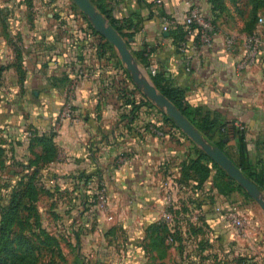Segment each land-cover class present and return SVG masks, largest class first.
Wrapping results in <instances>:
<instances>
[{
    "label": "crops",
    "instance_id": "0c3cea01",
    "mask_svg": "<svg viewBox=\"0 0 264 264\" xmlns=\"http://www.w3.org/2000/svg\"><path fill=\"white\" fill-rule=\"evenodd\" d=\"M101 1L119 20L123 32L132 34L129 47L140 56L145 70L155 67L161 85L184 89L187 104L201 107L203 115L218 118L213 138L227 142L224 150L234 162H239L241 129L252 163H264V53L254 64L238 70L246 51L249 18L239 2L226 0L225 10L216 13L217 31L211 46L189 39L182 53L177 49L178 40L162 32V12L181 20L189 2L213 17L209 0H162L161 5L157 0ZM84 16L71 0H0V29L7 34L0 39V61L10 65L4 73L5 88L10 91V101L16 99L20 107L16 113L20 121V160L36 156L29 149L28 129L39 135L53 133L57 160L40 169L42 180L66 187L74 196L73 205L79 203L77 196L98 195V181L103 179L108 188L109 213L114 216L109 224L118 223L125 230L133 227V237L129 238H145L149 251L162 244L158 237L163 233L149 226L161 221L168 210L165 187L173 176L177 181L173 198L178 234L186 235L189 228L184 222L190 221L197 230L194 235L189 233L196 246H202V238H208L227 250H240L253 229L246 226L240 234L217 211L218 207L232 206L235 193L219 191L217 183L221 179L216 180V168L211 164L204 180L196 170H188L190 161L198 157L193 143L167 123L165 114L156 107L144 105L130 115L134 106L128 100L137 87L127 76L116 49L106 44ZM229 35L238 37L233 51L225 46ZM80 70L85 75L79 74ZM76 77V87L70 91ZM141 95L138 91L133 94L137 100ZM68 99L73 105L71 116L64 113ZM156 123L172 128V135L155 136L149 127ZM34 150L42 153L40 145ZM122 157L127 158L126 163H120ZM81 176L89 178L88 184L84 179L79 182ZM85 213L73 219L72 232L79 222L91 227V215ZM97 215L104 219L99 210ZM99 217L96 221L100 225Z\"/></svg>",
    "mask_w": 264,
    "mask_h": 264
},
{
    "label": "rangeland",
    "instance_id": "374dc122",
    "mask_svg": "<svg viewBox=\"0 0 264 264\" xmlns=\"http://www.w3.org/2000/svg\"><path fill=\"white\" fill-rule=\"evenodd\" d=\"M234 1L235 4L239 2L243 6L245 14L251 19L253 15L251 0ZM73 4L75 5L74 2ZM75 6L80 9L77 5ZM259 12L264 17V8ZM244 16L242 14L243 18ZM3 37H7V34L0 29V39ZM1 50L3 49L0 46V55ZM0 67L2 68H0L1 226L14 193L22 188L23 176H31L33 169L24 166L27 161L20 160V121L17 120L16 114L20 112V107H18L19 103L16 99L10 101V91L5 88L7 77L4 76V73L10 65L0 61ZM9 105L12 107H9ZM31 132L33 130L28 129L29 138L32 136ZM190 141L196 149L197 145L191 139ZM198 157L203 156L199 154ZM209 164L212 165L210 162ZM219 168L221 167L219 166ZM219 168L215 169L216 180L222 178V176L224 178ZM43 177L44 174L40 170L36 177L37 186L40 189L39 201L36 205L37 213L26 210L23 208L26 205L23 204L21 207L23 224L13 226L10 234L11 239L17 244H20V240H27L30 246L34 247V256L29 259V262L34 261V264H264V211L241 186L242 189L234 192L235 198L232 206L240 211L246 220V226L252 228L254 232L248 239L246 238L247 240L240 247V250L236 249L235 251V247L227 250L216 241L213 242L214 239L208 238H202V246H196L195 238H191L189 233L194 235L197 230L190 225V221L184 222L186 228H189L184 236L178 234L177 216L171 222L173 223L172 226L162 215L161 221L157 223L166 228V240L162 242V237L165 236L164 233L161 238H158V243L162 244L157 246V249H153L154 251H149L148 247L146 248L144 245L145 238H140L139 241L134 240L135 242L129 238V236L133 237L130 231L133 227H128L125 230V228H119L118 223L109 224L114 221V216L102 206V203L99 208L96 204L86 210L82 203L84 198L77 196L75 200L77 202L78 198L81 200L79 199L78 204L72 205L71 202L74 196L70 195L66 187L48 182L47 179L42 180ZM28 178H25V180ZM26 202L28 203V201ZM72 209L73 211L77 210V212L71 213ZM98 210L103 213L104 219L97 215ZM84 212L87 216L91 215L92 221L89 219L92 222L91 227H85L79 222L76 224L77 230L72 232L71 222H73V219L83 217ZM98 217L102 220L100 225L96 221ZM41 226L47 232L49 231L48 233L52 236L49 235L50 237H48L47 233H43ZM182 241L184 242L183 245H181ZM133 243L141 246L142 249H136V245H133ZM175 246L179 249L176 250Z\"/></svg>",
    "mask_w": 264,
    "mask_h": 264
},
{
    "label": "trees",
    "instance_id": "16d2710c",
    "mask_svg": "<svg viewBox=\"0 0 264 264\" xmlns=\"http://www.w3.org/2000/svg\"><path fill=\"white\" fill-rule=\"evenodd\" d=\"M212 4L213 10V23L217 26L216 17L225 10L226 8V0H209ZM235 2L234 0H231ZM92 2L104 13V15L108 18L109 22L122 34L126 40H128V45L130 46L129 38L132 36L131 33L123 32V28L119 26V20L111 16L110 10L106 8L104 4H102L101 0H92ZM252 4V11L253 15L251 19L248 18L247 23V33H251L257 26L259 17H260V10L264 8V0H251ZM162 15H167V13L162 12ZM161 15V16H162ZM85 17V16H84ZM86 18V17H85ZM170 36L173 37L175 40H178L177 49L179 52L180 43L186 41V31L182 24H176L170 31ZM103 38V37H102ZM110 47L114 50L115 48L111 45L105 38H103ZM136 58L141 62L140 56L135 54ZM3 67V66H2ZM1 68V67H0ZM2 69V68H1ZM126 74L130 77L129 73L125 69ZM154 84L158 88L160 92L166 95L172 102L176 104V106L186 115V117L215 145L219 146L224 150L225 144L227 143L224 139H220L219 141L214 140V131L218 129V121L216 116H211L210 114L203 115L201 107H193L185 102L184 98V89H180L178 87L169 86V85H161V78L158 76H152ZM138 91L137 88L130 92L128 103L134 108L131 110L130 115H134L138 108L144 105H149L150 107H154L152 103L144 96L141 95L139 100L133 96L134 92ZM141 93V92H140ZM132 98V99H131ZM164 118L167 123H170L172 127L177 128L175 123L171 118L164 115ZM178 129V128H177ZM180 131V130H179ZM185 137H187L182 131H180ZM30 137V146L29 149L34 152L36 155L34 158H29L24 164L25 167H29L33 169L31 172V176H23L22 178V188L19 191L15 192L9 208L5 214L4 219L1 222L0 226V264H34V261L29 262V259L34 256V247L30 246L27 240H20V244H17L14 240L11 239V230L15 225H22L23 219L21 217V207L24 205L23 208L26 210H30L31 212L37 213V202L39 201V193L40 189L37 186L36 177L42 167L44 165L56 161L57 160V146L54 140V134L51 133L49 135L41 134L39 135L37 132H31ZM229 137V136H228ZM239 137V162L236 163L244 174L249 177L262 191H264V163L262 161H258L256 163H252L248 156L247 150V143L245 140L243 130L238 131ZM188 138V137H187ZM189 139V138H188ZM190 140V139H189ZM35 145H40L42 147V153H37L34 150ZM225 151V150H224ZM196 152L198 155H202L203 157H197L196 159L190 161L189 168L196 170L200 175L202 180L210 174V167L209 162L212 163L213 168H219V166L214 163L199 147L196 146ZM204 160V162H203ZM224 175V178H220L221 180L217 183V187L219 191L223 194L229 195L237 191L238 189H242L240 185L230 178L226 172H224L221 168H219ZM29 177L27 180L25 178ZM79 182L84 179V182L88 184L89 178L83 176L78 177ZM100 179L98 181L97 191L100 190ZM218 180V179H217ZM85 200L82 202L83 207L86 210L92 208V205H96L98 203V195L89 194V196L84 198ZM28 201V203L26 202ZM39 213V212H38ZM159 225V226H158ZM158 228L161 233H165V236H159L158 238L162 237V242L166 240V228L163 227L162 224H151L149 226ZM42 228L43 233H47V236H52L50 233L47 232L45 228ZM50 235V236H49ZM159 240V239H158Z\"/></svg>",
    "mask_w": 264,
    "mask_h": 264
},
{
    "label": "water",
    "instance_id": "95a60500",
    "mask_svg": "<svg viewBox=\"0 0 264 264\" xmlns=\"http://www.w3.org/2000/svg\"><path fill=\"white\" fill-rule=\"evenodd\" d=\"M88 18L94 29L112 44L118 52L131 80L154 107L173 120L177 128L200 147L230 178L243 187L264 211V191H262L227 153L211 142L172 102L158 90L148 72L135 57L126 38L109 22L108 18L92 0H72ZM168 33V32H167Z\"/></svg>",
    "mask_w": 264,
    "mask_h": 264
},
{
    "label": "built area",
    "instance_id": "2783aa9c",
    "mask_svg": "<svg viewBox=\"0 0 264 264\" xmlns=\"http://www.w3.org/2000/svg\"><path fill=\"white\" fill-rule=\"evenodd\" d=\"M158 5L163 3L162 0L156 1ZM161 29L164 33H169V31L176 25L182 24L186 31V41L180 43L179 50L182 53H185L188 48V40L191 39L198 45L211 46L214 43V35L217 31V26L213 23V18L210 16L204 15L201 10L197 7H193L191 3L188 2L187 13L183 19H179L173 15L167 14L161 16ZM264 26V17L260 15L256 28L251 32L247 33L245 36V46L246 51L244 56L241 58L239 65L237 66L238 70H243L244 68L252 65L256 62L257 58L261 53H264V33L262 27ZM238 45V37L236 35H229L225 38V46L228 50L233 51ZM190 70V67L187 68ZM79 74L85 75V72L82 70L79 71ZM148 74L150 77L157 75V69L150 66ZM78 77H76L73 82L70 84L72 91L77 84ZM64 113L67 116H71L73 113V105L71 100L68 99L64 106ZM151 133L159 138H166L172 135V128L165 127L162 123L152 124L149 127ZM127 158L122 157L120 163H126ZM177 181L174 180V177L171 176L169 181L166 183V193H167V204L168 210L163 214V218L173 226V222L176 217L175 209L176 205L174 203V190L176 189ZM101 188L98 191V203L97 207L102 206L109 211L108 203V188L106 182L102 179L100 181ZM217 211L223 214V216L232 224L235 230L242 234L243 230L246 229V220L240 211L234 206L228 207H218ZM172 241V240H171Z\"/></svg>",
    "mask_w": 264,
    "mask_h": 264
}]
</instances>
